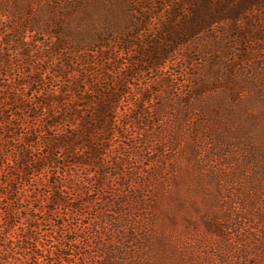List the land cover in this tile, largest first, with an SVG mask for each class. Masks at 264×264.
Here are the masks:
<instances>
[{
    "label": "trees",
    "instance_id": "16d2710c",
    "mask_svg": "<svg viewBox=\"0 0 264 264\" xmlns=\"http://www.w3.org/2000/svg\"><path fill=\"white\" fill-rule=\"evenodd\" d=\"M120 1L128 12L123 18L133 20L132 26L127 23L115 31L119 39L123 38L124 54L131 63L166 75L161 62L169 59L171 51L156 46L145 52L133 43L138 39L135 31L153 26L151 16L148 19L153 8L140 6L141 0ZM175 6L171 18L160 21L157 28L165 30V42L173 43L175 37L181 41L178 45H187L190 52L212 59V75L200 72L195 60L184 56L178 74H189L188 86L174 82V74L169 73L160 89L149 86L141 90L140 85L133 84L126 91L118 87L108 91L95 87L101 79L99 72L94 74L96 81L90 77L84 80L87 87L80 91L83 94L69 99L86 101L71 106L75 115L53 118L56 120L51 123L26 122L27 134L19 136L25 145L15 150L20 176L28 177L21 186L28 189L34 182L49 188L43 197L46 205L33 207L36 216L54 213L65 201V193L73 191L74 198L65 202L80 221L71 222L65 213L63 222L56 225L57 238L43 242L34 237L36 216L26 218L35 224L27 222L20 230L1 226L0 233H9L0 239V264H264V210L258 213L255 206L256 226H243L240 231L239 225L253 220L251 208L242 207L245 216L239 213L238 220L224 214L218 188L229 181L217 166L233 164L231 151L238 144L232 141L242 138L252 142L254 137L264 136V86L259 85L264 80V0H179ZM97 27L82 0H0V142L8 130L6 120L10 126L15 119H22L24 109H30L28 91L34 90L36 103L41 96L33 85L42 79H35L33 70L26 74L22 66L17 78L12 74L20 64L32 65L30 60L42 43L33 37H45L50 55L68 50L61 56L71 60L72 55L85 50L99 54L113 48L109 31ZM109 27L112 31L117 28ZM202 37L206 39L199 43ZM234 49L242 57L238 63L236 54H231ZM137 54L147 58L134 59ZM58 73L55 70L53 74ZM60 93V89L48 91L47 106L61 104ZM90 93L98 98L90 97ZM39 103L43 107V102ZM11 106L19 114L7 118L5 113ZM58 109L61 113L62 108ZM81 111L87 112L82 122L78 116ZM42 116L46 117L45 113ZM245 117L254 123L243 122ZM38 134L43 145L44 135H50L47 144L51 147L44 156L30 160L28 150L39 139L29 137ZM263 151L264 147L254 145L261 167L255 166L257 181L252 190L261 188ZM67 153L76 155L71 164L86 171L85 179L74 186L63 183L67 175L75 177L66 170L69 163L61 162ZM194 170L202 172L194 175ZM52 177L59 181L52 182ZM10 185L3 182L0 189L9 190ZM198 192L203 195L198 196ZM0 197L7 198L6 193L0 192ZM257 200L251 206L258 205ZM190 206L197 217L191 215ZM178 221L184 223V230L191 225L193 243L190 233H184L188 241L178 246L177 239L183 236L176 230ZM79 247L82 257L72 261ZM193 258L196 261L192 262Z\"/></svg>",
    "mask_w": 264,
    "mask_h": 264
},
{
    "label": "rangeland",
    "instance_id": "374dc122",
    "mask_svg": "<svg viewBox=\"0 0 264 264\" xmlns=\"http://www.w3.org/2000/svg\"><path fill=\"white\" fill-rule=\"evenodd\" d=\"M82 2H86L87 13L89 14L91 23L96 24L98 26V30L104 28L109 31V38L112 41L111 45L113 48L111 50H105L103 53L99 54H95L93 53V51L85 50L83 53L72 55V59L68 60L66 59V57H64L63 59L61 56H65V54L68 53V50L66 53H64L63 51L61 52L60 50L58 53H53L52 55H50L49 45H47V40L45 39V37H42L43 35H35V37H33V39L38 40L42 43L38 45V51L34 53V58L32 57V59L30 60V63L32 65L27 66L26 64H20L19 68L16 67L14 70L15 72H13L12 74L13 76H15V78H17V75L23 72L21 68L22 66H24L26 74H28V71L33 70L34 78L42 79V82L40 81L39 84L33 85L38 88L37 91L41 92V96L38 98L39 101H37L36 103V93H34V90L32 92L28 91L27 96L29 95L31 97V100L28 102V107L30 109H24L23 112L20 113L22 119H15L14 122L12 121V124H10V126H8V119L5 123L8 130L6 131V134L1 137L2 141L0 142V154L2 158V162H0V165L2 167V172H0V184L3 182H9V184L11 183V185L9 187V190L0 189V192L6 193L7 197H0V227L14 226L18 230H20L21 227H24L27 222L31 225L35 224L33 220H27L26 218H33L36 216L37 211L34 210L33 207L42 208L46 205L45 201L43 200V197L45 194H47V190H49L48 187H45L42 184L35 185L34 182L33 185H31L28 189L23 187V185L21 186V183H23L24 181V183H27L28 177L25 178L23 174L22 176H20V164L17 162L15 150L25 145V143L19 139V136L25 137L24 135L27 134V130L25 129V123H51L52 121L56 120L53 118H60L62 116L64 117V115L71 114L75 115L76 110L72 109L71 106H76V104L81 105L82 102L86 104V101L76 100L70 102L69 99L74 100L75 96H78L79 93L83 94V92L80 91H82L83 88H85L86 86L84 85V80H86V78L90 77L91 79L95 80L94 74H99L100 72L101 79H99V81L95 80L97 82L95 83L96 88H98L99 90L104 89L111 91L113 88L118 87L120 91L122 89L126 91L127 86L130 87L133 84L140 85L141 90L142 88L147 89L149 86L154 89H160L161 87H163V85L161 84L163 78L169 73H172L174 74V82H177L179 84H185L186 86H188L189 74L187 72H182L181 74H178L183 69V62L182 60L180 61V58L182 57L183 59L184 56H186V58L194 59L200 72L209 71V73L212 75V70H210V65L213 62L212 59H206V57H203L200 53L197 54L190 52L191 48L187 45H178L181 43V41L175 37H173L172 39L173 43L169 44V42H165V37L163 35V32L165 30L163 29L162 31H160L157 28V24L160 23V21H168L169 18H171L170 13H173V11L177 9L175 5L177 4V2H179V0H141L138 2L140 6L145 5L151 6V8H153L154 13H145V15L148 14V19L151 16L150 22L153 26H142L141 29L135 31L134 34L137 33L136 38L138 39H134L133 43L137 45L138 50L145 52L154 49L156 46H161L164 49L171 51L169 59L165 63L161 62V64L164 66L162 72H168L166 75H164L163 73H158L156 70H152L151 67L149 68L146 65L136 63L134 64V62L131 63L132 59H130L127 54H124L127 53V50L125 48L126 46H123L121 43V40L123 38L119 39L116 36L117 33L115 31L118 30V26L120 28V26H124V24L127 23H130L128 27L132 26L133 20L130 17L128 18L127 16L126 18H123L124 14H127L128 12L123 10L120 0H92V2L90 0V3L89 0H82ZM136 16L138 19H142L139 14H137ZM175 22H177V20ZM111 25H114L115 27L117 26V28L112 31L113 29L111 30V28L109 27ZM58 30L59 29L56 28L55 31ZM248 31L250 32L251 30L248 29ZM205 39L206 37H202L198 41L200 43L202 42V40ZM152 43H155L156 45ZM261 46L263 47V45ZM201 48L202 46L200 44L199 49ZM89 49H95V46H90ZM234 53L236 54L235 63L240 62L238 59L242 58L241 55H238L239 52H237L236 50L231 51V54ZM60 57L63 59L62 61L60 60ZM138 58L144 60L147 57L142 58L141 54L135 55L134 59ZM201 58L203 59L200 60ZM248 59H250V56ZM61 64L63 68H60ZM55 70L59 72L57 76L53 74ZM193 70L194 69L188 70V72L191 73L193 72ZM259 85L264 86V80L259 82ZM57 89L61 90L60 96L62 98V101L61 104L58 103L54 108H51L47 106V93L48 91ZM94 95V93L89 94L90 97H94ZM94 98H98V95H95ZM39 102H43V107H40ZM59 107L62 108L61 113L58 109ZM7 110L8 113H5L6 115H8L7 118L14 114H19L14 111V106L9 107ZM43 113H45L46 117L42 116ZM53 114L56 116L50 117ZM86 115L87 112H78V116H80V122H82ZM242 120L247 124L249 122L254 123V121H252L250 117L242 118ZM2 129L3 128L0 127L1 133L3 132ZM49 136L50 135L48 134L44 135L46 139V143L44 145L42 143L41 134H38V136L31 135L29 137L31 140L34 138L39 139V143L33 144L28 150L30 160H34L36 157L44 156L46 153L49 152V148L51 147V145L47 144ZM232 142L238 144V147H235V149L231 151L233 154L231 160L233 164L226 165L225 162L217 164V166L221 168V170H219L218 172H221L222 177H226L225 180H227V182L229 181L227 184L221 183L222 185L220 184L218 188L221 190L222 195V198L219 202L225 210L224 214L231 220H238L237 218L239 216V213H242L244 215L245 212L243 208H246V206L248 208H251L249 209V211L251 217H253V220L250 221L248 219L245 223L241 225V227H239L240 225L237 227L240 231H242L241 229L243 228V226L247 228H251V226H256V220L253 216L255 206L257 207L256 211L258 213L264 210V206L262 205V202L264 200V176L262 178V182L259 183L261 188L255 190L251 189L254 188V182L257 181V175L254 173L256 172L255 166H260L259 160L255 157L256 155L253 152V147L254 145L264 147V136L262 135L254 137V140L252 142L242 138L239 140H234ZM59 152L58 154L60 156H63V153H61V151ZM66 155L67 156L63 160H61V162H64V164L69 163V166L66 167V170H68L69 173H71L75 177L69 178L67 175V178L64 180L63 183L67 184L68 186H74L80 180L85 179L86 171L79 165L75 166L74 164H71L72 160H74L76 155H71V153H67ZM249 155L250 157L247 158V156ZM6 162H9L10 165L6 166ZM41 164H43V162ZM37 165H40V163L37 162ZM51 170L53 171L54 169L51 168ZM4 172H8V176H5ZM200 172L194 170V175H197ZM51 181L58 182L59 178L52 177ZM250 190H252V192ZM197 195L202 196L203 193L198 192ZM74 196L75 195L73 194V191L65 193V201L69 198H74ZM233 199H237V201H232ZM255 199H258L256 201L258 205L254 204V206H251L252 203H254ZM65 201L63 203L60 202V204L57 205L58 209L55 210L52 214L48 213L47 216H43L41 218V215L37 213V231L34 232V237L38 241L43 242L45 239H52L55 237L57 238L59 231L57 230L56 225H58L60 222H63L62 217L65 215V213L70 215L69 218L71 219V222L77 223L80 221V216H74L69 207L66 206L67 203ZM201 203L203 204V202ZM239 204H241V206H239ZM50 205L53 206V204ZM192 208L193 206H190L191 215L197 217V214H195ZM249 211H246V213H248ZM6 212H9L10 215H8ZM87 214L89 213L87 212ZM85 215L86 214L84 213L83 216ZM223 224L230 225L229 223ZM190 228L191 225L186 227V230H184V223H180V221L177 222L176 230L182 231L181 235H183L184 233H190ZM11 231L12 229H10V232ZM8 233L9 231L3 234L0 233V239L7 237ZM192 233L193 232H191L189 236L191 237V242L193 243L195 231L193 235ZM244 234L247 235V232H245ZM187 237L188 235H183L179 237V239H177L178 246L188 241L186 240ZM79 249L80 250H78L77 248V253L73 256L72 261H76L77 258V261H79V258L82 257L81 252L83 251V249L80 247ZM72 250V247L69 248L68 253L72 252ZM194 261H196L195 258L192 259V262ZM185 263L191 264L188 261H186Z\"/></svg>",
    "mask_w": 264,
    "mask_h": 264
}]
</instances>
